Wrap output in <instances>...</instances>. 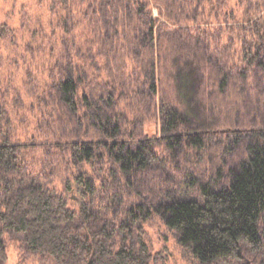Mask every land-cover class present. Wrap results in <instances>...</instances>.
I'll return each mask as SVG.
<instances>
[{
  "label": "trees",
  "instance_id": "obj_1",
  "mask_svg": "<svg viewBox=\"0 0 264 264\" xmlns=\"http://www.w3.org/2000/svg\"><path fill=\"white\" fill-rule=\"evenodd\" d=\"M240 2L241 0L233 3L230 0H100L95 3L88 0L84 10L91 14L90 22L99 27L95 31L98 33L96 36L103 35L113 43L116 36L123 33L137 52L143 46L148 47L147 65H143L139 72L144 76L143 82L151 74L149 69L155 65L152 45L157 42L156 37L166 31L162 21H167L164 22L166 24L169 21L183 22L182 10H187V13L205 12L204 16L207 17L203 21L206 22L213 17L225 22L229 13L235 28L227 37L232 44H237L238 50L237 61H233L230 66L242 68L239 76L245 80L252 70L264 71V15L259 16L260 13H257L258 5H264V0H251L256 6H249L243 15L237 13ZM228 4L232 8L231 13L230 7L226 6ZM154 7H158V16L154 15ZM208 7L213 10L216 8L213 15L206 13ZM221 12L224 17L220 15ZM161 16L166 20H161ZM223 28L210 30V34L206 33L204 36L199 31L193 33V36L187 32L184 37L182 32L180 40L175 43L176 49L172 45L171 49L175 53L172 63L177 99L173 105L164 104L159 108L164 121L162 137L155 141L145 135L138 142L129 143L116 140L109 144L106 141L109 148L103 149L104 155L111 157L128 179L131 175H142L159 162L163 163L161 158L164 148L161 145L173 155V161L167 163V166L170 168L173 163L179 169L183 155L201 159L210 150L211 139L220 135V132H214V128L219 127L217 118L209 112L199 96L204 76L210 78L207 71L215 68L208 62L206 54L201 56L205 64L196 59L199 52L195 48L199 44H203L206 50L210 48L214 40L222 39ZM91 40L92 46L98 47L96 50L102 47L94 39ZM91 55L96 57L93 52ZM209 58L211 61V57ZM73 61L72 59L60 82L65 109L79 120L82 111H87L86 117L105 131V128H110L107 124L112 125L110 122L113 116L106 110H100V107L93 108L91 103L97 92L92 90L80 93V82L85 78L82 74L77 75ZM225 64L227 65L226 62ZM229 76H224L219 87L231 85ZM155 86L154 83L150 85L151 92L156 91ZM89 106L93 110H89ZM243 106L247 108L246 114L251 118L243 120L238 128L231 127L234 130L231 131L230 143L227 145L228 152L232 148L238 149L233 166L223 156L224 153L216 152L225 151V148L218 146V150L214 152L218 154L215 155L219 162L213 166L210 177H197L195 169L191 167H188L191 170L181 171L176 180L189 188L188 193H181L171 176L167 177L169 187L162 189L152 207L162 217L164 224L176 233L178 242L190 250L201 264H264V261L258 260V256L264 251V109L250 100ZM2 114L3 110L0 109V119ZM118 127L117 122L111 127L115 129L110 135H118ZM246 127L255 129L246 130ZM227 134L229 132L224 135ZM97 145L98 142L75 143L73 153L80 164L97 159ZM22 154V146L0 137V263H4L8 257L6 236L9 232H14L23 235L29 252L44 255L55 264H168L167 255L161 250L155 252L143 239L142 233H138L135 242L128 243L125 241L126 237L118 242L113 237L114 230L107 223H96L89 201L96 189L94 181L86 173L77 179L83 196L79 204L80 210L68 205L66 191H60L52 184L33 180L22 185L7 182L3 184V174L15 173L22 164ZM73 187L74 183L67 181V190ZM149 211V207L144 204L131 206L127 211L131 217L121 224L123 230H131L132 226L138 224L142 214ZM139 228L142 226L139 225Z\"/></svg>",
  "mask_w": 264,
  "mask_h": 264
},
{
  "label": "rangeland",
  "instance_id": "obj_2",
  "mask_svg": "<svg viewBox=\"0 0 264 264\" xmlns=\"http://www.w3.org/2000/svg\"><path fill=\"white\" fill-rule=\"evenodd\" d=\"M90 1L98 3L100 0ZM235 1L230 0V3ZM86 2L88 0H0V109L3 110L0 137L22 146L23 151V162L18 170L13 174L4 173L1 182L22 185L33 180L52 184L60 191H66L68 205L80 210L83 196L77 179L86 173L94 181L96 189L95 195L89 198L96 223H107L114 230L113 237L118 242L123 237L128 243L135 242L138 233H142L143 239L155 252L161 250L167 255L168 264H201L178 242L176 233L164 224L152 207L162 189L169 187L166 179L170 176L181 193H188L189 188L176 180L181 171L191 167L197 177H210L213 166L219 162L216 155L220 152L233 166L238 149L232 148L228 152L227 145L234 130L231 127L238 128L243 120L251 118L246 114L245 102L250 100L264 109V71L252 70L249 78L244 80L239 76L242 68L230 66L237 61L238 50L237 44H232L227 37L235 28L229 13L225 22L218 21L216 17L206 22L203 21L207 17L205 12L187 13V10H182L183 22L169 21L166 24L164 22L167 21H162L166 31L160 37L158 35L157 42L152 45L155 65L149 69L151 74L143 82L144 76L139 72L148 59V47L143 46L137 52L123 33L116 36L113 43L103 35L96 36L98 33L95 31L99 27L90 22L91 14L84 10ZM239 4L237 13L241 15L249 6H256L251 0H241ZM226 6L230 7V4ZM208 8L211 12L208 10L206 13L213 15L216 8ZM258 9L259 16L264 15V5H258ZM153 12L158 16V7H154ZM220 15L224 17L222 12ZM160 18L166 20L164 16ZM218 27H224L221 40H214L207 50L203 44L195 49L199 52L196 59L200 61L202 54H206L208 62L215 68L207 71L210 78L204 76L199 96L217 118L219 127L214 128V132H220V135L211 139L212 146L201 159L183 155L179 169L173 163L170 168L167 166L173 161V155L161 145L164 148L163 163L159 162L142 175H131L128 179L112 158L104 155L103 149L109 148L106 141L109 144L116 140L138 142L145 135L156 141L163 136L164 121L159 108L164 104L173 105L177 99L172 45L176 49L175 43L180 40L182 32L184 37L187 32L192 35L199 31L204 36ZM132 37L133 34L130 35ZM91 39L102 47L96 50L98 47L92 46ZM91 52L96 57H92ZM72 59L77 75L82 74L85 78L80 82V93L97 92L92 97L93 108L100 107L113 116L112 125L107 124L110 128H105V131L86 117L87 111H82L79 120L65 109L60 82ZM200 62L205 64L202 60ZM226 75H230L231 85L221 88L219 82ZM152 83L156 84V91L151 92ZM93 108L88 107L89 110ZM117 122L118 135L112 136L110 132L115 128L111 127ZM245 129L254 130L255 127ZM225 132L230 135L225 136ZM83 141L98 142L95 146L97 159L84 162V165L73 153L75 143ZM218 146L225 151H219ZM69 180L74 187L67 190ZM138 204L149 207V213L142 214L131 230H123L121 224L131 217L127 211ZM262 229L264 231V221ZM5 242L8 257L0 264H55L44 255L29 252L22 234L9 232ZM258 260L264 261V251Z\"/></svg>",
  "mask_w": 264,
  "mask_h": 264
}]
</instances>
